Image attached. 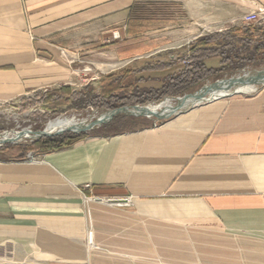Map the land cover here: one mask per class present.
Masks as SVG:
<instances>
[{"label": "crops", "instance_id": "obj_1", "mask_svg": "<svg viewBox=\"0 0 264 264\" xmlns=\"http://www.w3.org/2000/svg\"><path fill=\"white\" fill-rule=\"evenodd\" d=\"M142 2H181L190 19L202 11L197 36L264 9V0H0V104L74 83L81 62L112 66L105 46ZM0 264H264V86L33 162L0 160Z\"/></svg>", "mask_w": 264, "mask_h": 264}, {"label": "rangeland", "instance_id": "obj_2", "mask_svg": "<svg viewBox=\"0 0 264 264\" xmlns=\"http://www.w3.org/2000/svg\"><path fill=\"white\" fill-rule=\"evenodd\" d=\"M134 5L144 7L145 9L148 8L152 15L151 18L155 20H146L148 24H144L142 28H147L148 30L141 36L143 37L142 43L138 44L132 50L131 54L123 53L120 55L116 52L115 48H107L113 43L121 44L130 39L127 35L125 26V36L123 37L118 31H115L111 35V43L105 46L108 51H113L116 55V59H114V64H112V66L107 68L104 66L95 67L93 64L81 62L80 67L76 69L75 75L77 78L74 83H69L67 86L63 87L61 86L57 90L38 93L27 99L0 104V135L12 132L20 133L23 132V130L29 131L35 135L43 131L49 122L58 118H74L87 122L95 121L98 116L110 111H104L100 107H94L86 103H91V100H95V97L99 95L101 89L106 84L103 80L109 76H111V81L109 80V82L122 79V83L129 86V88L118 93V96H132L149 92L157 94L170 79L183 72L184 65L189 59L188 52L190 48L195 45L197 39L217 33L219 34L226 31L223 30L225 28L229 30L239 27H254L256 29V33L254 34L256 38L255 41L264 43V20L259 23L245 24L242 19L240 22L235 23L231 22L230 19H226L222 20L218 25L211 27L212 29L218 27L220 32L217 29H206L203 34L197 36L203 32L199 27V25L202 24V11H194L190 19L181 2H142ZM257 10L258 8H256L255 11ZM229 11L228 9L227 12ZM156 30L158 32H154ZM229 44L230 45L224 50L226 54L229 53L239 58H245L251 53V48H248L245 44L238 43V40L231 41ZM135 60H140L142 62L141 66H134V64L131 63V61ZM219 61L220 57H211L205 60L204 63L207 67L218 68ZM104 63L106 64V62ZM156 65H165L167 67L160 69ZM263 67L264 57L257 56L252 66L245 67L236 72L225 71L221 74H211L194 88L186 91L182 95L156 97V99L152 97L148 99L146 97H140V102H142L140 105L125 108H133L136 106L147 107V105L158 104L165 99H177L180 97L188 99L194 97L206 85L235 78L242 74L244 75L246 72L251 74L262 73L264 75ZM65 87L70 88V93H74L73 96L69 95L67 91H60L61 88ZM116 117H124L132 119L133 121L125 125L118 124L120 125L117 128L118 131L123 132H132L143 127L161 125L173 118L156 121L154 118L147 119L145 117L117 114L109 122L96 126L87 133L73 134L66 131L58 136L37 137L30 140L24 139L17 143H6L0 146V160L20 161L21 159L22 161L33 162L38 156L43 154L30 149L33 143L43 139L61 137L63 135L76 136L79 134H88L91 136L100 132H107L103 131L101 127L107 126Z\"/></svg>", "mask_w": 264, "mask_h": 264}, {"label": "trees", "instance_id": "obj_3", "mask_svg": "<svg viewBox=\"0 0 264 264\" xmlns=\"http://www.w3.org/2000/svg\"><path fill=\"white\" fill-rule=\"evenodd\" d=\"M147 9L148 8L145 9L144 7H138L137 5L132 6L129 9L126 24L127 35L130 39L121 44L113 43L107 48H115L116 52L120 55L123 53L131 54L132 50L138 44L142 43L143 37L141 36L148 30L147 28H142V26L148 24L147 21L155 20L151 18V12ZM255 33L256 29L248 26L231 28L219 34L217 33L197 39L195 45L191 47L188 52L189 59L184 65L183 72L170 79L157 94L149 92L132 96H118V93L129 88V86L124 85L122 79L109 82V80L111 81V76H109L103 80L106 84L101 89L99 95L95 97V100H91V103L86 104L100 107L104 111H113L120 108L140 105L142 103L140 102V97H146L147 99L152 97L153 99H156V97L179 96L194 88L198 83L211 74H221L225 71L236 72L245 67L252 66L253 63H255V57H264V43L255 41ZM234 40H238V43L245 44L248 48H251V53L245 58H239L238 56L229 53L226 54L224 50L230 45L229 43ZM211 57H220L218 68H210L205 65L204 61ZM156 66L160 69L167 67L165 65ZM60 91H67L71 96L74 94L70 93V88L66 87L61 88ZM130 122H133L132 119L116 117L110 122V124L101 127L103 131L107 132H100L97 134L101 136H114L125 133L123 131H118L117 128L120 125H125ZM88 136V134H79L76 136L63 135L57 138L43 139L33 143L30 146V149L36 150L38 153L46 154L70 147L77 142L84 140Z\"/></svg>", "mask_w": 264, "mask_h": 264}, {"label": "bare ground", "instance_id": "obj_4", "mask_svg": "<svg viewBox=\"0 0 264 264\" xmlns=\"http://www.w3.org/2000/svg\"><path fill=\"white\" fill-rule=\"evenodd\" d=\"M243 1V0H242ZM264 68V67H263ZM253 71V70H252ZM245 72V71H244ZM261 72V71H260ZM260 73H249L246 72L244 75L232 78L231 81L221 80L215 84L206 85L199 93L198 97L207 98L208 96L214 98H222L235 94L247 95L253 93L256 87L252 84L253 81L260 79ZM261 89V88H260ZM192 99H165L164 101L147 105V107H139L133 110L134 114H148V115H168L173 113L178 108H186L192 106ZM101 111V110H100ZM94 113V112H93ZM85 115V114H84ZM54 120V119H53ZM106 115L98 116L95 121H105ZM91 122L85 120H76L74 118H58L54 121L49 122L40 134L33 135L29 131L20 133H5L0 135V146L6 143H17L24 139H33L40 137L41 135L53 136L56 134L64 133L66 131H78L84 129L90 125Z\"/></svg>", "mask_w": 264, "mask_h": 264}, {"label": "water", "instance_id": "obj_5", "mask_svg": "<svg viewBox=\"0 0 264 264\" xmlns=\"http://www.w3.org/2000/svg\"><path fill=\"white\" fill-rule=\"evenodd\" d=\"M260 74H261V77H259L260 79H257L256 81L252 82V84L256 88L264 86V75L262 73H260ZM231 80H232V78L228 79L227 81H231ZM198 93L194 97H190L189 98V99L194 100L192 102L193 103L192 106L186 107V108H178L179 110H177V111H175L173 113H170L168 115L134 114L133 110H135L136 108H139V107L136 106V107H133V108H123V109L110 111V112H107L106 114H104V116L106 115V120L105 121H100V122L99 121H93V122L90 123L89 126H87L84 129H80L78 131H68V132H71L73 134L87 133L88 131L92 130L94 127L100 126L102 124H105V123L109 122L117 114H124V115H127V116H134V117L139 116V117H145L147 119L154 118L156 121L167 120L168 118L179 116V115L187 112L188 110H190V109H192L194 107H197V106H200V105H203V104H206V103H210V102H213V101H218V100H221V99H226V98H230V97H233V96H236V95H240V94H235V95L226 96V97H222V98H214V97L208 96L207 98H201L200 99L198 97L199 96ZM177 99H179V98H177ZM40 133H36V134H40ZM61 134L62 133L56 134V135H53V136H58V135H61ZM40 137H51V136L41 135ZM106 203L109 204V205L125 204L126 200L125 199H119V200L108 199V200H106Z\"/></svg>", "mask_w": 264, "mask_h": 264}, {"label": "built area", "instance_id": "obj_6", "mask_svg": "<svg viewBox=\"0 0 264 264\" xmlns=\"http://www.w3.org/2000/svg\"><path fill=\"white\" fill-rule=\"evenodd\" d=\"M263 20H264V9L262 8H258L257 11L251 12L242 18V21L245 24L259 23ZM258 88H256V90L253 93H256L258 91ZM29 162H32V161H29ZM125 200H126L125 204H118L116 206H128L130 204V200L129 199H125ZM105 203H106V200H105Z\"/></svg>", "mask_w": 264, "mask_h": 264}]
</instances>
